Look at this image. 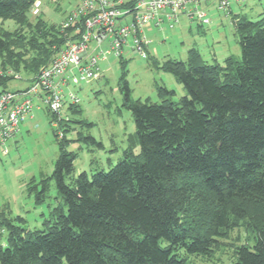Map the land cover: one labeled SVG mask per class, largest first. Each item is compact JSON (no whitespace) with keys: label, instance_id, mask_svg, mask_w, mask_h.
<instances>
[{"label":"trees","instance_id":"trees-1","mask_svg":"<svg viewBox=\"0 0 264 264\" xmlns=\"http://www.w3.org/2000/svg\"><path fill=\"white\" fill-rule=\"evenodd\" d=\"M37 1L0 0L1 67L23 69L30 80L80 34L43 17L32 22ZM8 19L21 27L17 33L4 29ZM233 24L240 60L228 55L209 63L195 46L186 60H152L184 86L179 99L160 85V101L133 99L121 59L124 106L133 114L136 139L109 170L83 171L67 182L76 154L55 129L59 155L36 202L44 200L51 178L65 208L53 209L47 229H27L24 217L3 214L0 264H190L210 255L252 210L264 213V14L255 20L237 14ZM12 77L0 75V93ZM48 112L53 125L56 115ZM252 234V245L236 248L235 264H264V215Z\"/></svg>","mask_w":264,"mask_h":264},{"label":"rangeland","instance_id":"rangeland-1","mask_svg":"<svg viewBox=\"0 0 264 264\" xmlns=\"http://www.w3.org/2000/svg\"><path fill=\"white\" fill-rule=\"evenodd\" d=\"M262 2L264 0H230L227 10L214 6L207 10L211 22L203 26H199V21L191 19L187 13H180L174 28L168 26L169 22H165L163 28H146L144 35L149 41L147 57L132 49V36L123 45L121 56L114 52L106 53L110 49L108 39L98 47L94 40L90 41V51L96 47L94 55L105 59L99 58L98 61L101 69L99 79L76 85L71 83L65 89L66 93L73 91L78 95L80 109L73 111L65 105L61 113L64 119V123H61H67V129L64 130V125L59 124V132L62 131L63 137L68 139L67 150L76 154L73 173L66 181L71 182L83 171L91 175L96 171L109 170L124 157V151L132 138L136 139L134 117L124 106L125 96L121 89L122 58L126 61V80L133 99L145 100L149 97L152 101H160L157 85L174 89V98L179 99L187 94L184 86L172 74L154 68L152 60L162 61L167 57L186 60L191 46L198 47L209 63H222L228 55L240 60L241 49L233 18L242 14L257 19L255 10L259 6L257 4ZM77 4L78 0H38L29 17L34 23L38 17H43L49 23L60 24ZM2 25L13 34L21 29L11 19L3 21ZM28 32L26 28L25 33ZM3 73L13 76L7 86L9 90L25 89L31 82L27 71L20 69L17 72L12 67L4 70L0 63V75ZM57 128L56 123H50V115L43 101L33 98L30 115L19 125L16 135L6 143L8 153L4 154L0 147V218L3 214L7 218L20 215L25 218L27 229H47V223L53 221V209L60 204L65 208L55 180L51 178L48 179L44 200L36 202L37 191L42 187L41 181L51 176L59 155L54 134ZM135 152H139V146ZM262 215L263 212L252 210L248 217L239 221L238 226L220 238L210 255L192 257L190 264H235L236 248L242 243H254L252 226ZM6 234V228L0 224V243L5 244Z\"/></svg>","mask_w":264,"mask_h":264},{"label":"built area","instance_id":"built-area-1","mask_svg":"<svg viewBox=\"0 0 264 264\" xmlns=\"http://www.w3.org/2000/svg\"><path fill=\"white\" fill-rule=\"evenodd\" d=\"M79 4L71 10L61 23L63 28L76 26L79 37L69 40L53 58L44 65L28 87L21 90H7L0 93V147L8 153L6 143L12 139L19 125L26 120L33 109V98H40L48 111L56 115L53 124L63 122L61 115L65 105L79 103L78 95L65 92L71 83L92 81L101 77L100 55H94L96 47L90 51L89 43L94 40L97 47L105 40L110 41V49L121 56L123 45L132 36L133 49L147 57L149 43L144 30L151 26L163 28L165 22L174 28L180 13H187L191 19L202 24L210 23L203 3L214 1L219 9L227 10L230 0H78ZM63 136L62 131L59 132Z\"/></svg>","mask_w":264,"mask_h":264},{"label":"crops","instance_id":"crops-1","mask_svg":"<svg viewBox=\"0 0 264 264\" xmlns=\"http://www.w3.org/2000/svg\"><path fill=\"white\" fill-rule=\"evenodd\" d=\"M240 0H235V2H239ZM259 5V6H258ZM204 9H206V11L208 10V9H211L212 7H214V6H216V4H215V2L214 1H209V2H207V3H203L202 5H201ZM257 6H258V8L255 10L256 12H257V15H258V17L257 18H259L261 15H263L264 14V2H262V3H259V4H257ZM210 22H211V20H210ZM198 24H199V26H203L202 25V23H200V22H198ZM191 47H193V46H191ZM196 47V46H195ZM198 48V47H197ZM132 49H133V46H132ZM189 49V48H188ZM199 49V48H198ZM227 57V56H226ZM103 59H105V58H103ZM166 59V58H165ZM151 65H152V63H151Z\"/></svg>","mask_w":264,"mask_h":264}]
</instances>
